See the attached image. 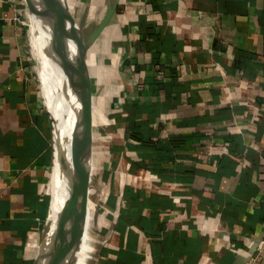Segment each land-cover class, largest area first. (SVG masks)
Listing matches in <instances>:
<instances>
[{
	"label": "crops",
	"instance_id": "1",
	"mask_svg": "<svg viewBox=\"0 0 264 264\" xmlns=\"http://www.w3.org/2000/svg\"><path fill=\"white\" fill-rule=\"evenodd\" d=\"M18 18L29 31L26 1L0 0V264L34 263L51 202L50 120ZM109 45L105 70L97 54ZM86 65L84 198L95 169L101 198L130 224L93 214L88 252L94 219L83 209L78 254L87 247L91 264H264V0H118ZM122 140L125 159L108 173L102 144Z\"/></svg>",
	"mask_w": 264,
	"mask_h": 264
},
{
	"label": "water",
	"instance_id": "2",
	"mask_svg": "<svg viewBox=\"0 0 264 264\" xmlns=\"http://www.w3.org/2000/svg\"><path fill=\"white\" fill-rule=\"evenodd\" d=\"M25 1L34 23L47 35L51 64L63 72L75 97L73 118L62 142H59L56 124L52 121V148L55 158L56 150H60V159L68 174V193L60 206L49 204L33 263L56 264L59 253L69 244L73 248V257L74 243L78 241L81 228L82 211L86 208L84 194L89 176L88 121L91 107V82L86 54L112 19L118 0H106L102 19L85 38L73 20L66 0Z\"/></svg>",
	"mask_w": 264,
	"mask_h": 264
},
{
	"label": "bare ground",
	"instance_id": "3",
	"mask_svg": "<svg viewBox=\"0 0 264 264\" xmlns=\"http://www.w3.org/2000/svg\"><path fill=\"white\" fill-rule=\"evenodd\" d=\"M103 15L98 19L97 23L102 19ZM32 32L34 33V37L33 40L29 39V47L31 54L35 58L40 75V77L38 76L40 95L43 105L50 112L52 119L58 124H56V133L59 142H62L73 118L74 93L66 82L63 72L51 64L48 56L49 42L46 33L40 30L34 21L31 20L28 33ZM66 107L68 109V116L64 118L61 113ZM56 154L57 156L56 158L54 157L50 176V203L60 206L68 193V174L62 159H60L61 153L59 149L56 150ZM72 249L70 244L69 246L67 245L59 253L56 264H70Z\"/></svg>",
	"mask_w": 264,
	"mask_h": 264
},
{
	"label": "rangeland",
	"instance_id": "4",
	"mask_svg": "<svg viewBox=\"0 0 264 264\" xmlns=\"http://www.w3.org/2000/svg\"><path fill=\"white\" fill-rule=\"evenodd\" d=\"M69 3V7H70V14L73 17V20L77 23V25L80 27L83 37L85 38L86 36H88L90 34V32L95 28L98 19L101 17V13L103 11V9H105L106 7V0H68ZM24 21V20H23ZM81 21V23H80ZM25 24H27L25 22ZM80 24V25H79ZM32 34V33H31ZM25 36H26V41H27V50H28V57L30 59V73H32V83L35 85V92L38 95V98L40 100V108H42V110L44 111V113H46L49 117L50 120V130H51V135H52V117L50 115V112L47 111L48 109L45 108V106L43 105V100L41 98L40 95V89H39V82L37 79V75H36V61L34 56L31 54V50L29 47L30 41H29V37H28V30H27V26L25 29ZM114 46V44H113ZM117 47V46H115ZM112 47L109 45L108 48L106 50H99L98 54L100 60L103 63V69L109 68L112 66L113 63L111 62H115L114 59V54L112 53H108V51L111 49ZM106 70V69H105ZM38 75H39V71H38ZM40 76V75H39ZM63 115L64 118H66L68 116V109L67 107L63 109V112L61 113ZM55 124H57V122L54 120ZM58 125V124H57ZM104 138L102 137V140ZM105 140V139H104ZM112 143L109 142H104L102 144V148H103V160H105L104 164H103V169L104 171L111 173L116 171V167L113 168L111 166V155L108 152V147H111ZM124 150H126V148H124ZM100 151V150H98ZM107 151L106 155L105 152ZM101 153V152H100ZM100 153H97L98 155H101ZM101 157V156H100ZM98 162V159H96ZM114 166V164H113ZM98 169V168H97ZM118 169V168H117ZM95 169H93V172L91 173V181H90V187L91 190L89 195H88V205H86V212L88 214V218L89 220L92 218V220L94 219L93 223H90L88 226V245H89V251L88 252H93V250H95L96 245H95V241L93 240L92 236L97 235L96 232H98L97 230H95L94 228L91 230V226L95 227L99 225V218L101 219L102 214H107L108 216H113L114 208H110L108 207L105 202L103 201V199L101 198V190L98 187V175L95 174ZM51 172V168L49 167L46 170V180L44 182V193L46 194V192L48 193V189H49V184H48V180H49V174ZM93 214L95 216H98L99 218H94L95 216H93ZM94 224V225H93ZM42 232V229L40 230V233ZM41 236V234H40ZM41 239V237H40ZM81 246H80V242H79V238L78 241H76V243H74V253H73V257L71 259V264H79V262L81 264H91L92 261H90L88 259L90 253L88 254L86 251L87 247L84 248L83 254H78L79 250H80ZM86 254H88V256H86ZM80 260V261H79ZM93 263H95L93 261Z\"/></svg>",
	"mask_w": 264,
	"mask_h": 264
},
{
	"label": "trees",
	"instance_id": "5",
	"mask_svg": "<svg viewBox=\"0 0 264 264\" xmlns=\"http://www.w3.org/2000/svg\"><path fill=\"white\" fill-rule=\"evenodd\" d=\"M127 144V143H126ZM153 146V144H147V143H143L142 144V148L140 149V150H143V149H146V148H149V147H152ZM124 148H126V145L124 146ZM110 150V152H111V154L113 155V156H117L118 154H119V152L122 150V148H121V146L119 147V146H117L116 144L111 148V149H108V151ZM106 153H107V151L105 152V155H106ZM118 158V157H117ZM116 162V161H115ZM115 162H113V164L115 163ZM114 166H116V163L114 164ZM44 204H40L39 206H38V209L40 210H42V211H44V209L45 208H43L44 206H43ZM109 207V206H108ZM110 208H113V207H110ZM114 210H115V208H114ZM118 216H119V214H118ZM128 219H129V216H126V215H123V214H120V216H119V222L121 223V224H123V226H127V225H129L130 224V222L128 221ZM130 220V219H129ZM98 264H106V263H104V262H102V260H100L99 261V263Z\"/></svg>",
	"mask_w": 264,
	"mask_h": 264
},
{
	"label": "built area",
	"instance_id": "6",
	"mask_svg": "<svg viewBox=\"0 0 264 264\" xmlns=\"http://www.w3.org/2000/svg\"><path fill=\"white\" fill-rule=\"evenodd\" d=\"M19 22H21V24L22 25H24V26H26L27 24H25V21H23L22 19H20V18H18L17 19ZM128 141L127 140H122L121 141V144L120 145H117V146H121V148H122V150L119 152V154L117 155V156H113L112 154H111V152H110V150L108 151L109 152V154L111 155V157H112V161H111V166L113 167V168H115L116 166H113V162H115L116 161V157H120L121 159H125V156H124V146L126 145V143H127ZM115 144H112L111 145V147H108V149H111L113 146H114ZM116 163V162H115ZM114 163V164H115ZM115 212L113 213V217L114 218H117L118 217V212H117V210L115 209L114 210ZM264 247V240L262 241V242H260V243H258V244H255V252L258 254L259 253V251L262 249ZM254 256H252V258H253ZM252 258H251V260H252Z\"/></svg>",
	"mask_w": 264,
	"mask_h": 264
}]
</instances>
